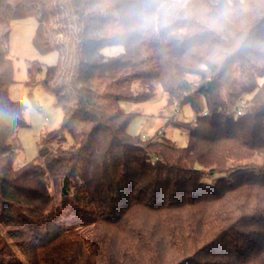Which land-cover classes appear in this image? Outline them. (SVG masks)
<instances>
[{
  "label": "trees",
  "instance_id": "1",
  "mask_svg": "<svg viewBox=\"0 0 264 264\" xmlns=\"http://www.w3.org/2000/svg\"><path fill=\"white\" fill-rule=\"evenodd\" d=\"M31 14L35 48L58 54L46 137L69 143L16 167L7 26ZM158 87L194 111L167 116L185 145L128 131L121 103ZM0 264H264V0H0Z\"/></svg>",
  "mask_w": 264,
  "mask_h": 264
},
{
  "label": "rangeland",
  "instance_id": "2",
  "mask_svg": "<svg viewBox=\"0 0 264 264\" xmlns=\"http://www.w3.org/2000/svg\"><path fill=\"white\" fill-rule=\"evenodd\" d=\"M61 7V6H60ZM65 7L62 4L61 11ZM63 12V13H62ZM58 13L53 20V28L58 34V41L65 39V10ZM37 19L34 15L12 19L7 28L9 30V55L13 61L14 82L8 87V95L24 105L23 117L27 125L17 128L15 135L21 145L13 164L19 167L38 154V148H55L58 145L67 146L68 143L62 136L46 137L47 132L59 127L63 110L56 104L52 91L43 83L44 68L58 60L56 51L41 54L33 45L32 37L36 28ZM66 27H69L66 25ZM72 27V26H71ZM122 45L109 44L102 47L105 55H114L122 51ZM38 61L42 69L30 78L28 65L31 61ZM31 79V80H30ZM58 81L52 82L56 85ZM122 107L136 114L128 125V131L133 135L146 138L161 126H165L164 136L176 145H185L187 134L175 123L167 122V116L176 115V119L189 121L194 116L192 107L186 103L178 109L177 114L173 107L166 105L165 94L158 87L155 94L144 101H123ZM161 135V137L163 136Z\"/></svg>",
  "mask_w": 264,
  "mask_h": 264
},
{
  "label": "built area",
  "instance_id": "3",
  "mask_svg": "<svg viewBox=\"0 0 264 264\" xmlns=\"http://www.w3.org/2000/svg\"><path fill=\"white\" fill-rule=\"evenodd\" d=\"M175 114H177V112H178V109H175ZM240 112V110L239 109H237V113H239ZM162 129V131H165V128H161ZM182 132L183 133H185L186 132V130H182Z\"/></svg>",
  "mask_w": 264,
  "mask_h": 264
}]
</instances>
